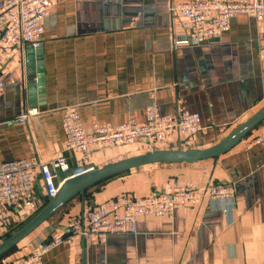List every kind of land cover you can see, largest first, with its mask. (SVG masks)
<instances>
[{"label": "crops", "instance_id": "1", "mask_svg": "<svg viewBox=\"0 0 264 264\" xmlns=\"http://www.w3.org/2000/svg\"><path fill=\"white\" fill-rule=\"evenodd\" d=\"M187 1L54 0L41 46L43 95L38 79L28 80V47L0 45L5 61L0 162L53 160L65 142L66 107L78 110L87 132L95 123L142 124L153 100L164 116L184 110L200 114L198 133L169 132L155 151L208 149L264 108V22L239 15L228 31L209 43L177 45L186 34L184 19L171 9ZM34 71L37 74V67ZM29 110L36 114L20 123ZM261 136L264 120L217 158L153 164L105 180L69 201L8 251L0 264L32 253L39 241L62 233L72 218L120 194L147 197L161 193L169 182H191L201 190L212 183H230L236 192L232 203L206 199L177 209L172 217L142 216L135 234H115L103 242L75 236L48 253L42 264H264V139L256 141ZM150 151L138 144L95 147L90 161L102 168ZM66 156L74 168L78 154ZM33 177L42 206L47 198L40 170ZM27 212L12 215L3 242L23 226Z\"/></svg>", "mask_w": 264, "mask_h": 264}, {"label": "built area", "instance_id": "2", "mask_svg": "<svg viewBox=\"0 0 264 264\" xmlns=\"http://www.w3.org/2000/svg\"><path fill=\"white\" fill-rule=\"evenodd\" d=\"M54 0H7L0 4V45L9 48L18 45L39 48L42 46L45 21ZM184 19L185 36L177 45L200 46L215 40L230 28V21L247 15L264 22V0H188L172 7ZM5 61L0 58V98L5 93L2 71ZM153 97V96H152ZM36 114L26 111L18 121L26 122ZM62 125L65 142L62 151L51 161L39 158L0 162V245L6 232L11 230L12 215L27 210L34 214L41 206L33 172L40 170L47 200L53 199L68 178L93 170L90 153L95 147L109 148L144 145L155 151L167 134L177 131L192 136L201 130L199 113L184 110L172 116L162 115L155 100L146 109L142 124L130 120L123 124L95 123L87 132L78 110L66 107ZM261 136L256 139L260 143ZM67 152L78 154L76 165L71 168ZM235 186L230 183H212L201 190L194 183L185 186L169 182L159 194L135 197L123 193L109 202L94 207L83 217L72 218L62 233L54 232L47 240L39 241L33 252L10 264H42L43 258L58 246L83 236L103 242L115 234H135L138 219L142 216L172 217L182 207H193L203 200L233 202ZM28 216V217H29Z\"/></svg>", "mask_w": 264, "mask_h": 264}, {"label": "water", "instance_id": "3", "mask_svg": "<svg viewBox=\"0 0 264 264\" xmlns=\"http://www.w3.org/2000/svg\"><path fill=\"white\" fill-rule=\"evenodd\" d=\"M36 58L34 59V56ZM27 60H28V80L32 82L37 80V89L39 94L44 93V62H43V48H27ZM34 67H37V74L34 71ZM31 87H35V84H31ZM36 88L31 92L32 100L35 99ZM35 105V104H34ZM264 120V108L258 113L252 116L249 120L235 128L225 139L219 142L217 145L208 149L200 150H159L150 151L143 155L132 157L126 160H122L115 163H110L102 168H94L93 170L86 172L82 175L68 178L61 185L58 194L55 198L48 200V204L36 215L29 223H27L22 229L13 234L10 238L5 240L0 245V258L5 255L12 248L17 246L31 233L38 229L42 224L48 221L55 213L62 209L69 201L78 195H85V192L110 178H113L119 174L137 169L140 167L153 165V164H172V163H196L200 160L217 158L222 154L230 151L233 147L240 143V141L261 121Z\"/></svg>", "mask_w": 264, "mask_h": 264}, {"label": "trees", "instance_id": "4", "mask_svg": "<svg viewBox=\"0 0 264 264\" xmlns=\"http://www.w3.org/2000/svg\"><path fill=\"white\" fill-rule=\"evenodd\" d=\"M48 204V200L34 213V214H32L31 216H29L27 219H26V221L24 222V224H23V226L21 227V228H19L18 229V231L20 230V229H22L27 223H29L36 215H38L40 212H41V210H43V208L46 206ZM77 217H79V216H77ZM4 256V255H3ZM2 256V257H3ZM1 257V258H2ZM0 258V259H1Z\"/></svg>", "mask_w": 264, "mask_h": 264}]
</instances>
